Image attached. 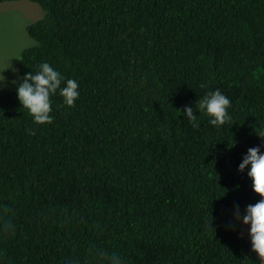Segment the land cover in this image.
Here are the masks:
<instances>
[{"label":"trees","instance_id":"16d2710c","mask_svg":"<svg viewBox=\"0 0 264 264\" xmlns=\"http://www.w3.org/2000/svg\"><path fill=\"white\" fill-rule=\"evenodd\" d=\"M31 1L17 84L47 62L80 95L37 125L0 94V264H264L235 217L258 199L236 168L264 144V0ZM216 89L225 125L179 116Z\"/></svg>","mask_w":264,"mask_h":264},{"label":"clouds","instance_id":"9594fccd","mask_svg":"<svg viewBox=\"0 0 264 264\" xmlns=\"http://www.w3.org/2000/svg\"><path fill=\"white\" fill-rule=\"evenodd\" d=\"M10 67V66H9ZM0 70V91H2L7 81ZM13 72L16 69H12ZM16 84V81H12ZM63 83V87H61ZM58 94L62 97L63 104L73 107L79 98V84L75 79H65V77L55 70L49 63L43 62L37 66V70L27 72L16 84L15 95L19 105L26 109L31 115L33 123L37 125L50 124L53 117L51 96ZM196 110L185 105L178 109L184 120L196 127L197 111L208 117V124L220 128L231 120L228 109L231 107L230 99L220 90H212L205 93L195 102ZM261 141H264V129H260L256 134ZM264 144L248 147L242 154L237 165V172L246 174L251 182V191L258 195L255 203L247 204L243 213L239 209L235 212L237 221L247 227V239L250 248L259 257L264 258ZM240 233V237H244ZM113 264H122V259L116 253L110 255Z\"/></svg>","mask_w":264,"mask_h":264},{"label":"rangeland","instance_id":"374dc122","mask_svg":"<svg viewBox=\"0 0 264 264\" xmlns=\"http://www.w3.org/2000/svg\"><path fill=\"white\" fill-rule=\"evenodd\" d=\"M44 14L40 5L31 0L0 1V70L10 66L3 72L7 85L0 94L16 86L22 50L34 44V40L27 33V26L42 18ZM12 69L16 71L13 72ZM13 80L16 84L12 83ZM241 228L248 241L247 227L241 224ZM258 258L264 263V258Z\"/></svg>","mask_w":264,"mask_h":264}]
</instances>
